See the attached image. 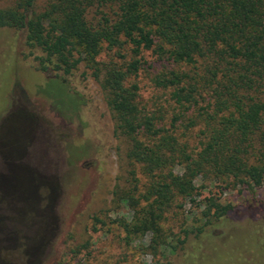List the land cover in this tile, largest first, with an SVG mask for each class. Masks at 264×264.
Wrapping results in <instances>:
<instances>
[{
  "label": "trees",
  "instance_id": "16d2710c",
  "mask_svg": "<svg viewBox=\"0 0 264 264\" xmlns=\"http://www.w3.org/2000/svg\"><path fill=\"white\" fill-rule=\"evenodd\" d=\"M0 29L25 34L33 54L40 53L38 70L69 75L83 66L104 93L114 134L127 150L125 174L105 217L94 216L95 232L98 225L119 230L122 243L138 242L156 264L185 252L192 234L222 231L218 241L241 234L255 242L250 264H264V201L255 198L264 185V0H13L0 7ZM148 52L164 63L154 82L169 93L170 118L162 108L141 107L133 79ZM15 123H7L0 141L9 172L0 176V264H34L44 238L25 232L33 218L45 222V214L36 197L40 179L18 163L26 123ZM198 126L192 146L186 132ZM200 182L248 191L247 225L234 223L236 206L205 198L190 212L184 238L167 228L179 199L195 203L201 196ZM90 247L86 241L71 252ZM19 249L20 259H10Z\"/></svg>",
  "mask_w": 264,
  "mask_h": 264
},
{
  "label": "rangeland",
  "instance_id": "374dc122",
  "mask_svg": "<svg viewBox=\"0 0 264 264\" xmlns=\"http://www.w3.org/2000/svg\"><path fill=\"white\" fill-rule=\"evenodd\" d=\"M12 1L0 0V7ZM24 40L23 32L0 29V141L6 130L9 131L7 123L16 122L12 128L26 123L25 135L19 143L18 163L40 179L36 197L45 214V222L35 217L29 221L31 228L25 232L44 238L34 264H156L158 259L139 252L138 242L132 247L122 243L119 230L107 231V227L98 225L99 231H94V216L105 217L103 214L111 208L118 178L125 174L127 150L123 139L114 134L112 116L99 83L85 75L83 66L69 75L38 70L35 58L40 53L33 54ZM110 58L104 54L105 60ZM145 58L147 64L133 79L140 88L141 107L147 112L162 108L163 114L170 118L174 107L168 102L169 93L157 88L154 82L157 73L164 69V63L150 52ZM201 129L202 126L191 128L185 140L194 146L195 136ZM8 173L3 169L0 155V176ZM202 184L205 189L199 187L201 196L195 203L179 199L177 205L183 204L184 208L178 209L175 205L170 210L167 228H173L178 237L184 238L183 228L192 224L190 212L205 198L236 206L234 223L247 225L245 215L253 200L248 191L226 188L220 183H198ZM255 198L264 201V185L256 191ZM110 215L114 218L116 214ZM259 222L264 230V213ZM4 224L9 227L6 221ZM221 233L207 232L200 237L192 234L185 250L189 256L179 250L162 263L250 264L249 250L255 247L254 239L228 234L218 241ZM262 239L264 244V231ZM86 241L91 243L89 251L77 256L72 254L73 248ZM240 242L248 248L241 247ZM205 245L208 247L195 250ZM21 250L10 253L9 258L20 259Z\"/></svg>",
  "mask_w": 264,
  "mask_h": 264
}]
</instances>
